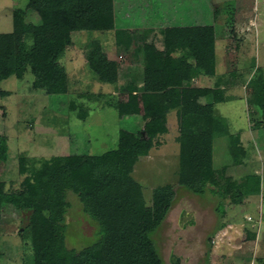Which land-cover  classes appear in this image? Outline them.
<instances>
[{
    "label": "rangeland",
    "instance_id": "obj_1",
    "mask_svg": "<svg viewBox=\"0 0 264 264\" xmlns=\"http://www.w3.org/2000/svg\"><path fill=\"white\" fill-rule=\"evenodd\" d=\"M36 2L0 0V34L13 32V10L17 8L26 10L27 22L38 23L32 9ZM211 3L214 7L209 8ZM120 4L128 9V15L119 17L116 27L133 29L126 34L121 31L114 34L41 32L27 40L26 44L48 39L63 42L65 49L57 63L66 75L65 93L47 94L46 87L33 86L30 71L21 79L13 75L0 81V133L6 136L9 147L6 162L0 164V179L6 191L20 190L27 194L33 191L36 174L45 159L69 154L99 155L116 147L122 129L138 133L143 128L145 120L141 108L137 111L143 123L138 122V125L134 115L119 116L118 107L126 99L119 87L128 81L130 74L139 75L143 68V63H139L140 69L137 64H131L133 55L128 56L130 50L126 54L129 46L125 41L128 39L132 46L134 36L143 35V40L156 42L162 49V44L157 42L160 31L137 29L152 16L146 13L147 7L133 9L124 0ZM174 11L155 7L153 16H160L169 27L190 23L213 28L216 75L208 76L194 69L183 84L214 87L220 83L227 95L224 102L213 107L215 115L223 117L225 125L212 145L213 169L226 176L219 180L224 197L211 194L209 190L202 196L194 195L178 185L179 144L173 141L178 118L169 111L171 114L166 120L169 132L159 138L165 143L161 142L163 145L153 150L150 158H138L131 171L148 205L156 187L172 185L175 191L171 214L153 235L155 244L167 264L171 251L182 256L181 264H264V129L252 128L254 117H249L251 107L247 102L251 93L248 81L252 77L264 79V0H196L186 12L182 9L185 16ZM15 37V54H18L25 47V40L22 35ZM111 39L115 47L109 46ZM112 62L117 63L115 72L120 73L116 78L108 71ZM121 73L128 78H122ZM138 81L141 83V79ZM161 86L162 83L155 84L151 90L161 89ZM98 93L102 97L97 96ZM178 97L176 91L177 101ZM79 113L85 117L78 118ZM253 116L258 118L257 113ZM239 131L248 156L244 163L234 165L240 162L241 156L229 150L228 136ZM228 175L232 176L230 180H226ZM65 198L69 203L65 213V244L67 248L80 250L97 240V224L84 214L72 191H66ZM223 210L225 215L221 217ZM180 214L183 219L193 220V225L185 226V220L179 227ZM29 216V211L17 212L9 207L3 210L0 264H23L25 251L21 231ZM220 223L225 226L220 228Z\"/></svg>",
    "mask_w": 264,
    "mask_h": 264
},
{
    "label": "trees",
    "instance_id": "obj_2",
    "mask_svg": "<svg viewBox=\"0 0 264 264\" xmlns=\"http://www.w3.org/2000/svg\"><path fill=\"white\" fill-rule=\"evenodd\" d=\"M112 2L37 0L34 11L38 23L27 22L26 10H13V32L0 34V81L13 75L21 79L30 71L33 86L46 87L47 94L65 93L66 75L57 63L65 49L63 42L48 39L26 44L27 40L41 32L112 30L115 23ZM16 35H22L25 40V47L18 54H15ZM161 35L157 42L162 44V49L156 42L143 40L142 35L134 36L133 48L127 52L128 56H134L131 64L139 68V63H143V68H139V75L130 74L119 88L126 99L118 111L119 116H132L137 106H141L145 123L138 133L121 130L116 147L99 155L69 154L43 160L35 177V189L28 194L20 190L6 191L0 179V223L7 207L30 212L27 225L21 231L25 251L23 264H167L158 252L153 235L171 210L175 191L172 185L156 187L148 205L131 171L138 158L161 145L159 138L168 131L166 114L169 110L176 108L178 118V185L194 195L202 196L209 190L211 194L224 197L219 180L226 174L221 176L213 169L212 145L225 121L215 115L213 107L224 102L227 96L220 83L214 87L183 84L194 69L208 76L215 75L213 28L169 27L163 29ZM116 65L112 62L108 67L115 78L119 73L115 72ZM121 77L128 78L122 73ZM145 79L162 83L163 89L146 91ZM248 84L249 117H254L252 128L264 129V79L252 77ZM176 88L180 90L178 106L175 105ZM97 96L102 97V94ZM255 112L258 118L253 116ZM242 138L241 131L228 136L229 150L241 156L240 162L234 165L244 163L248 156ZM8 150V140L0 133V164L6 162ZM21 167L24 172V165ZM229 177L232 176L228 175L226 180H230ZM68 190L78 197L84 214L97 224V240L80 250L67 248L65 244V213L69 207L65 193ZM224 215L223 210L220 216ZM224 226L220 223L219 227ZM27 249L30 253H26Z\"/></svg>",
    "mask_w": 264,
    "mask_h": 264
},
{
    "label": "crops",
    "instance_id": "obj_3",
    "mask_svg": "<svg viewBox=\"0 0 264 264\" xmlns=\"http://www.w3.org/2000/svg\"><path fill=\"white\" fill-rule=\"evenodd\" d=\"M30 2L32 1V0H29ZM124 1H126V2H128V6L129 7H131V8H136L137 6H140V7H147V9H148V11L146 12V13H149V14H152V16H150V17H148V21L145 23L144 22V24H143V26H141V28H137V29H146V30H149V31H156V30H159L160 31V33L158 32V39L160 38V35H161V31L163 30V29H165V28H168L169 26H167L165 23H166V21L164 20V19H162L160 16H153L154 14H153V9L155 8V7H160V8H169V9H171V10H175L174 12H176L177 10V14L179 15V16H185V15H182V12H186L187 10H189L191 7H192V3L193 2H195L196 0H175V1H169V2H167L166 0H124ZM212 2H213V0H212ZM121 0H113V2H112V6H113V12H114V21H115V23H114V28L112 29V30H108V31H105V32H113L112 34H114V32H116V31H121V32H125V34H126V32L128 31V30H133V29H131V28H128V27H123V26H120V27H116V22H117V20H118V18L120 17V18H123L125 15H128L127 14V10L128 9H124L122 6H121ZM210 6H212V7H214V4L213 3H211L210 5H209V8H210ZM36 7V6H35ZM35 7H33L32 9H35ZM152 10V11H150V10ZM182 9H184V11H182ZM182 11V12H181ZM146 13H145V15H146ZM182 18V17H181ZM141 22H142V19H141ZM183 22L184 21H181V23L183 24ZM198 24H195V25H191L190 23L189 24H186V25H181V26H178V27H193V26H197ZM170 27H172V26H170ZM117 29V30H116ZM95 32H100V31H95ZM109 35H110V33H108ZM112 34H111V36H112ZM117 35H119L118 33H117ZM153 37H155V35L153 36ZM124 41V40H123ZM112 42V39L110 40V43H109V46H112V47H115L116 45H115V43H111ZM125 43H126V45L127 46H129L128 48H126V53L128 52V50H131L132 48H133V45L132 46H130L131 44H129V40L127 39L126 41H125ZM124 43V44H125ZM117 45H118V43H117ZM130 48V49H129ZM158 48L160 49V47L158 46ZM130 55H133V54H130ZM134 60V56H133V58H131V63H132V61ZM191 75H192V73H191ZM216 75V74H215ZM214 75V76H215ZM152 84V85H151ZM158 85V84H160V83H154V82H151L150 80H144V82H143V85H144V88H145V90L146 91H152V92H159V91H161L162 89H163V85L161 86L162 88L161 89H159V87L157 88V89H154V90H151V88H152V86L153 85ZM148 88H147V87ZM199 87V86H198ZM120 88V87H119ZM176 91H180L179 90V88H176L175 89ZM119 91H120V89H119ZM225 92V91H224ZM120 93H122V92H120ZM225 94V93H224ZM227 96V95H226ZM177 99V98H176ZM179 100H180V95H179V97H178V101L176 100L175 101V105H177L178 106V104H179ZM139 108H141V106L140 105H138L137 106V110L139 109ZM139 111V110H138ZM138 111H137V113L136 114H134V121H136V123H137V125L141 122V123H143V119H139L140 117L139 116H141L139 113H138ZM169 111H171L172 113H174L175 114V116H176V108L175 109H172V110H169ZM171 112H168L167 113V120H169V115L171 114ZM139 117V118H138ZM139 119V120H138ZM141 120V121H140ZM139 122V123H138ZM136 125V124H135ZM175 126H176V133H175V135L173 136V141L174 142H177L176 141V137H177V135H178V123L177 122H175ZM167 129H168V131H167V134H168V132H169V127H167ZM121 130V129H120ZM123 130V129H122ZM128 131V130H127ZM133 133H135V132H133ZM164 135H166V133L164 134ZM162 142L163 143H165L164 142V140H162ZM163 143L161 144V145H159V146H154V147H152L151 149H150V151H149V153L147 154V155H145V156H142V157H144V158H150V153L153 151V150H155V149H159V147H161L162 145H163ZM178 143V142H177ZM134 165V164H133ZM133 167V166H132ZM132 173L133 172H131V176H133L132 175ZM182 214V213H181ZM183 217V216H182ZM181 217V222H183L184 221V219ZM166 220V219H165ZM164 220V221H165ZM163 224V223H162Z\"/></svg>",
    "mask_w": 264,
    "mask_h": 264
},
{
    "label": "flooded vegetation",
    "instance_id": "obj_4",
    "mask_svg": "<svg viewBox=\"0 0 264 264\" xmlns=\"http://www.w3.org/2000/svg\"><path fill=\"white\" fill-rule=\"evenodd\" d=\"M172 210V209H171ZM171 210L169 211V213L167 214V217L166 218H168V216L171 214L170 212H171ZM183 215H185V213L183 214ZM183 215H179V219H181V216H183ZM178 219V220H179ZM188 219H189V217H188ZM188 219H184V221L185 220H187V221H185L186 223H185V226H187L188 224H191V225H193V223H192V221L193 220H191V221H188ZM183 221V222H184ZM178 226L179 227H181V225H182V222H181V220H179L178 221ZM190 225V226H191ZM189 226V227H190ZM186 227H184L183 229H185ZM182 256L181 255H177L176 253H174V251H171L170 252V256H169V259H168V264H181V261H182V258H181Z\"/></svg>",
    "mask_w": 264,
    "mask_h": 264
}]
</instances>
